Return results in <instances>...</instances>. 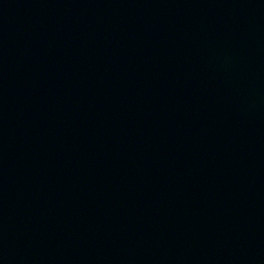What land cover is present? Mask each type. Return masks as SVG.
Segmentation results:
<instances>
[{"label":"water","instance_id":"95a60500","mask_svg":"<svg viewBox=\"0 0 264 264\" xmlns=\"http://www.w3.org/2000/svg\"><path fill=\"white\" fill-rule=\"evenodd\" d=\"M3 1L0 264H264V0Z\"/></svg>","mask_w":264,"mask_h":264}]
</instances>
